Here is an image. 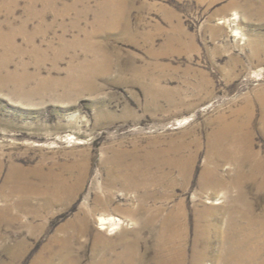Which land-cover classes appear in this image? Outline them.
Segmentation results:
<instances>
[{
    "label": "rangeland",
    "instance_id": "1",
    "mask_svg": "<svg viewBox=\"0 0 264 264\" xmlns=\"http://www.w3.org/2000/svg\"><path fill=\"white\" fill-rule=\"evenodd\" d=\"M260 92L264 0H0V264H165L150 215L131 214L142 193L119 181L118 154L177 179L156 193L172 195L167 209L184 202V264L199 250L195 205H226L237 224L234 205L250 202L264 219L253 185L241 202L198 185L209 136L247 105L264 161ZM176 158L193 162L187 182ZM231 169L219 164L228 181ZM101 217L123 224L100 229ZM212 243L202 264H217Z\"/></svg>",
    "mask_w": 264,
    "mask_h": 264
},
{
    "label": "bare ground",
    "instance_id": "2",
    "mask_svg": "<svg viewBox=\"0 0 264 264\" xmlns=\"http://www.w3.org/2000/svg\"><path fill=\"white\" fill-rule=\"evenodd\" d=\"M256 97L263 109L264 131V93L260 92ZM242 114H244L243 119L240 118ZM251 125L250 105H247L244 110L236 112L232 120L221 122V126L209 136L207 164L202 168L198 181L201 194L209 190L216 197L226 194L229 187H233L239 191L241 198L239 202H241L247 184L253 185L255 190L264 194V161L253 151ZM121 157L122 155L118 154L115 159L121 163L117 168L119 181L127 188L142 193L136 209H133L131 214L147 212L150 215L148 224L151 227H158V236L155 239L158 247L162 248L163 253L160 255L165 259V264H184L185 255L181 249L187 225L184 202L179 201L172 209H167L163 199L167 201L172 195L156 193L166 185L172 190L177 179H174L172 174L164 172L162 166H156V171H151L152 167L135 161L129 165L123 164ZM226 162L233 167L229 181L219 173V164ZM168 164V168L176 171L184 182L189 180L192 174V161L184 162L181 158H176ZM18 184L15 187L17 193L24 191L28 186L24 177L20 178ZM156 200L161 201L158 206L147 205L148 201ZM217 201L214 206L219 205ZM234 206L237 210H244L241 211V225L240 222L235 224L223 218V214L228 211L226 205L220 208L202 209L197 205L194 206V244L199 248L195 254V264H202V260L212 249L213 239H219L221 249L220 256L215 262L217 264H264V219L261 220L254 214L250 202L242 205L236 203ZM162 213L166 214L163 219L160 218ZM98 221L100 229H105V225L112 230L120 229V225L123 224L122 220L116 218L101 217ZM227 225L228 227L224 229Z\"/></svg>",
    "mask_w": 264,
    "mask_h": 264
}]
</instances>
